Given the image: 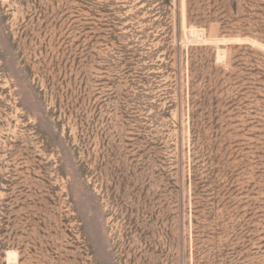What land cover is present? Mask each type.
I'll return each instance as SVG.
<instances>
[{"label": "rangeland", "instance_id": "374dc122", "mask_svg": "<svg viewBox=\"0 0 264 264\" xmlns=\"http://www.w3.org/2000/svg\"><path fill=\"white\" fill-rule=\"evenodd\" d=\"M219 5L0 0V264H264V41Z\"/></svg>", "mask_w": 264, "mask_h": 264}, {"label": "trees", "instance_id": "16d2710c", "mask_svg": "<svg viewBox=\"0 0 264 264\" xmlns=\"http://www.w3.org/2000/svg\"><path fill=\"white\" fill-rule=\"evenodd\" d=\"M211 3L214 5L216 0H211ZM239 3H241L240 7ZM262 7H264L263 0H231L229 4H226V0H220V5L217 8L222 9V15H224L220 21L222 35L239 36L242 39L249 37L264 41V11L260 10ZM213 12H215V9ZM212 19L217 20L215 17H212ZM236 47L251 49L249 44L236 45ZM250 72L258 74L262 73L261 70L257 69ZM262 78L264 79V77ZM193 83L194 81L191 82V87L193 86ZM240 88L241 83L238 84L237 89L235 90V95L231 98V100L227 104L224 103L225 107H228L224 111V114H228L236 107V104L241 98V95L236 94ZM256 88L263 89L264 85L257 83L254 85L253 89ZM242 90L245 91L247 89L243 88ZM206 96L207 95L203 96V101H200L199 105L206 106L209 104L210 100L206 99ZM212 100L215 107L214 113H216L217 106L221 101L215 97L212 98ZM216 119H219V117Z\"/></svg>", "mask_w": 264, "mask_h": 264}, {"label": "water", "instance_id": "95a60500", "mask_svg": "<svg viewBox=\"0 0 264 264\" xmlns=\"http://www.w3.org/2000/svg\"><path fill=\"white\" fill-rule=\"evenodd\" d=\"M242 41V40H241ZM239 44V43H238Z\"/></svg>", "mask_w": 264, "mask_h": 264}]
</instances>
